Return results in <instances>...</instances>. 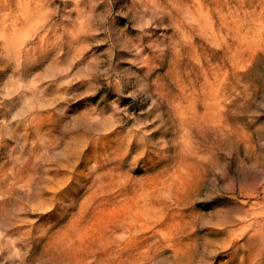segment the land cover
Segmentation results:
<instances>
[{
	"label": "rangeland",
	"instance_id": "374dc122",
	"mask_svg": "<svg viewBox=\"0 0 264 264\" xmlns=\"http://www.w3.org/2000/svg\"><path fill=\"white\" fill-rule=\"evenodd\" d=\"M0 264H264V0H0Z\"/></svg>",
	"mask_w": 264,
	"mask_h": 264
},
{
	"label": "bare ground",
	"instance_id": "6f19581e",
	"mask_svg": "<svg viewBox=\"0 0 264 264\" xmlns=\"http://www.w3.org/2000/svg\"><path fill=\"white\" fill-rule=\"evenodd\" d=\"M15 36H16V35H15ZM13 39H14V38H13ZM12 41H13V40H12ZM25 41H26V40H25ZM10 44H11V43H10ZM10 46H12V45H10ZM16 51H17V50H16ZM16 54H17V53H16ZM17 55H18V54H17ZM17 55H16V56H17ZM19 57H20V54H19ZM20 58H21V57H20ZM261 221H262V220H261ZM234 224H235V223H234ZM244 224H245V223H244ZM253 224H254V223H253ZM241 226H242V225H241ZM241 226H240V227H241ZM243 226H244V225H243ZM243 226H242V227H243ZM246 226H247V225H246ZM250 227H251V226H250ZM237 230H238V229H237ZM248 230H249V229H248ZM244 234H245V233H244ZM244 234H243V236H244ZM241 236H242V235H241ZM239 238H240V237H239ZM243 239H244V237H243ZM243 241H246V240H243ZM254 241H255V240H254ZM254 241H253V242H254ZM236 242H237V240H236ZM237 243H238V242H237ZM257 244H258V243H257ZM234 245H236V244H234ZM254 246H255V245H254ZM257 247H258V246H257ZM257 247H256V248H257ZM256 253L259 254V249H258V252H256Z\"/></svg>",
	"mask_w": 264,
	"mask_h": 264
}]
</instances>
